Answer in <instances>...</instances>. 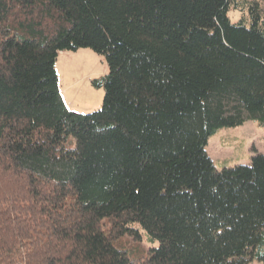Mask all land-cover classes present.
Here are the masks:
<instances>
[{"label": "trees", "instance_id": "16d2710c", "mask_svg": "<svg viewBox=\"0 0 264 264\" xmlns=\"http://www.w3.org/2000/svg\"><path fill=\"white\" fill-rule=\"evenodd\" d=\"M79 48L107 68L90 113L55 70ZM249 120L264 0H0V264H264V154L206 151ZM134 223L158 245L132 256Z\"/></svg>", "mask_w": 264, "mask_h": 264}, {"label": "rangeland", "instance_id": "374dc122", "mask_svg": "<svg viewBox=\"0 0 264 264\" xmlns=\"http://www.w3.org/2000/svg\"><path fill=\"white\" fill-rule=\"evenodd\" d=\"M239 16V12L229 11L232 21H236ZM55 70L63 102L69 110L90 113L100 108L103 88L95 87L92 81L106 73L103 54L90 48L63 51L57 56ZM206 151L216 169L248 164L253 151L264 154V125L249 120L241 125L218 128L209 137ZM132 226L138 237L126 235L120 243L129 255H139L158 245V241L151 240L138 223Z\"/></svg>", "mask_w": 264, "mask_h": 264}, {"label": "crops", "instance_id": "0c3cea01", "mask_svg": "<svg viewBox=\"0 0 264 264\" xmlns=\"http://www.w3.org/2000/svg\"><path fill=\"white\" fill-rule=\"evenodd\" d=\"M61 53V52H58V54Z\"/></svg>", "mask_w": 264, "mask_h": 264}]
</instances>
